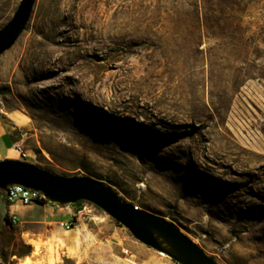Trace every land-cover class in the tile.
Here are the masks:
<instances>
[{"label":"rangeland","instance_id":"374dc122","mask_svg":"<svg viewBox=\"0 0 264 264\" xmlns=\"http://www.w3.org/2000/svg\"><path fill=\"white\" fill-rule=\"evenodd\" d=\"M5 132L2 150L103 182L218 264H264V0H36L0 56ZM17 209L10 227L0 191V264H177L97 208L78 243L54 205Z\"/></svg>","mask_w":264,"mask_h":264},{"label":"water","instance_id":"95a60500","mask_svg":"<svg viewBox=\"0 0 264 264\" xmlns=\"http://www.w3.org/2000/svg\"><path fill=\"white\" fill-rule=\"evenodd\" d=\"M36 0H20L12 18L0 29V56L10 50L30 20ZM19 186L40 192L51 205L87 202L125 228L142 245L177 264H218L174 224L125 202L110 186L90 177H65L29 162L0 161V191Z\"/></svg>","mask_w":264,"mask_h":264},{"label":"built area","instance_id":"2783aa9c","mask_svg":"<svg viewBox=\"0 0 264 264\" xmlns=\"http://www.w3.org/2000/svg\"><path fill=\"white\" fill-rule=\"evenodd\" d=\"M0 134V138H1ZM11 151L16 155L17 160L28 162L29 156L27 151L24 149L21 142L14 141L12 143ZM5 202L7 205H20V206H30L32 204L47 205L49 204L40 192L33 190L24 189L23 187L13 186L9 187L6 192H3ZM90 204L87 202H79L77 205ZM98 216H80L73 215L72 219L68 222H61L59 224L60 228L63 230H71L72 228L79 227L82 224L88 222H94L98 220ZM10 222L12 225H16L19 222L18 216L10 217ZM160 255H164L161 254Z\"/></svg>","mask_w":264,"mask_h":264},{"label":"bare ground","instance_id":"6f19581e","mask_svg":"<svg viewBox=\"0 0 264 264\" xmlns=\"http://www.w3.org/2000/svg\"><path fill=\"white\" fill-rule=\"evenodd\" d=\"M118 40H120V39L118 38ZM14 121H15V123H24V121L22 119H19V118H15ZM0 134H2V133H0ZM43 154L49 160L48 155L45 152H43ZM96 211H97V209L92 204L76 205V209L74 210L73 215L98 216L96 214ZM15 216H17V215L16 214H12L10 217H15ZM77 228L78 227L72 228L70 231L68 230L69 233L73 234V238H72L73 243H78V241H79V233H80V231L77 230ZM38 251H39V247L36 246V245H33V255H37ZM26 262L28 263L27 259H26Z\"/></svg>","mask_w":264,"mask_h":264},{"label":"crops","instance_id":"0c3cea01","mask_svg":"<svg viewBox=\"0 0 264 264\" xmlns=\"http://www.w3.org/2000/svg\"><path fill=\"white\" fill-rule=\"evenodd\" d=\"M1 135L2 136H1L0 140H2L5 136H8L10 134H9V132H5V133H2ZM11 147H12V144H11V146H10V148L8 150H2L1 149V145H0V160L1 161L5 160V159H12L13 160V158H16V157H12L11 156V154L13 153L11 151ZM14 160H17V159H14ZM17 206L18 205H8V208H9L10 213H11L10 215L16 214L18 216V214H17V211H18ZM55 207L58 209V211H57L58 213L63 214L67 218V221H60V223L61 222H68L69 220H71L72 216H73V213H74V210L76 209V206H66V207H63V208H60L58 206H55ZM13 211H15V212H13ZM18 218H19V216H18ZM19 221H20V218H19Z\"/></svg>","mask_w":264,"mask_h":264},{"label":"trees","instance_id":"16d2710c","mask_svg":"<svg viewBox=\"0 0 264 264\" xmlns=\"http://www.w3.org/2000/svg\"><path fill=\"white\" fill-rule=\"evenodd\" d=\"M78 204V203H77ZM77 204L73 205L76 206ZM133 206V205H132ZM5 222L8 226L12 227L13 225L10 222V218H8L7 214H5ZM30 252L29 246L24 245L21 240H17L12 247L11 254L12 256H16L21 258L23 256H27ZM3 256H6L5 250H1L0 252Z\"/></svg>","mask_w":264,"mask_h":264}]
</instances>
